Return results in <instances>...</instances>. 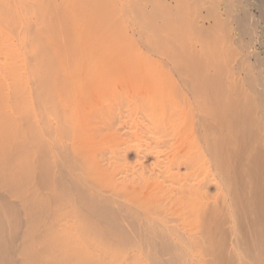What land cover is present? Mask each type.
<instances>
[{
	"label": "bare ground",
	"instance_id": "6f19581e",
	"mask_svg": "<svg viewBox=\"0 0 264 264\" xmlns=\"http://www.w3.org/2000/svg\"><path fill=\"white\" fill-rule=\"evenodd\" d=\"M264 0H0V264H264Z\"/></svg>",
	"mask_w": 264,
	"mask_h": 264
},
{
	"label": "rangeland",
	"instance_id": "374dc122",
	"mask_svg": "<svg viewBox=\"0 0 264 264\" xmlns=\"http://www.w3.org/2000/svg\"><path fill=\"white\" fill-rule=\"evenodd\" d=\"M263 56H264V52H263Z\"/></svg>",
	"mask_w": 264,
	"mask_h": 264
}]
</instances>
